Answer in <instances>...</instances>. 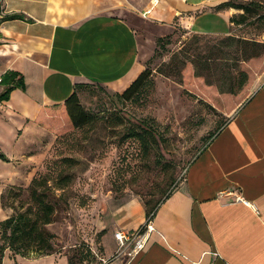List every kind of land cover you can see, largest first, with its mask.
<instances>
[{"label":"crops","instance_id":"0c3cea01","mask_svg":"<svg viewBox=\"0 0 264 264\" xmlns=\"http://www.w3.org/2000/svg\"><path fill=\"white\" fill-rule=\"evenodd\" d=\"M222 1L0 0V19L23 15L0 20V73L15 70L24 79L23 90L0 101V113L19 118L24 138L43 147L54 134L34 120L41 106L63 101L75 83L122 87L132 77L139 43L128 14L170 32L225 34L235 12L215 10ZM145 217L136 199L115 208L112 242L102 244L100 264H264V79L158 205L144 248L116 256L114 230H134ZM1 263L69 264L62 255L8 250Z\"/></svg>","mask_w":264,"mask_h":264},{"label":"rangeland","instance_id":"374dc122","mask_svg":"<svg viewBox=\"0 0 264 264\" xmlns=\"http://www.w3.org/2000/svg\"><path fill=\"white\" fill-rule=\"evenodd\" d=\"M230 1L257 2L262 17L247 14L225 34H184L128 14L139 43L132 77L122 87L88 82L78 89L92 120L61 136L48 135L43 147L33 136L24 138L19 118L0 113V220L20 207H34L28 184L43 176L51 186L46 198L53 204V221L46 229L55 233L53 254L71 264H98L102 244L112 242L115 208L131 199L144 211L152 208L264 79V0ZM144 69L150 76L139 98L118 99L115 94ZM241 71L246 77L240 86ZM138 124L149 128L146 149L126 136L130 128L140 131ZM23 139L26 145L19 148ZM58 178L61 187L54 185Z\"/></svg>","mask_w":264,"mask_h":264},{"label":"trees","instance_id":"16d2710c","mask_svg":"<svg viewBox=\"0 0 264 264\" xmlns=\"http://www.w3.org/2000/svg\"><path fill=\"white\" fill-rule=\"evenodd\" d=\"M223 8L242 10L240 14H233L229 17L231 23H243L248 16L254 18L262 17V14L258 12L259 4L257 2H252V4H240L225 0L215 6V10ZM11 18H23V15L17 13L5 15L0 20ZM253 45L258 44L257 42H253ZM149 76L150 71L144 69L121 93H117L115 96L120 100L127 101L138 99L145 85L149 81ZM245 77V72L241 71L239 79L240 86L245 82ZM93 83L101 85L100 82L95 80H93ZM1 85L4 86V88L0 92V101L7 100L11 90L15 88L24 89L22 73L15 70L3 72ZM85 85L86 83H75L72 92L63 101L41 106L34 120L39 125L51 131L55 136H61L67 132L87 125L92 120V114L82 106L77 95V90ZM239 99L240 98L235 102L239 101ZM224 123L209 138L208 142ZM137 126L140 128V131L135 128H130L126 136H134L139 139L146 149L147 140L145 139V134L149 132V128H146L141 124H138ZM204 147L199 150L192 161L204 149ZM2 156L3 155L0 153V157ZM59 180L60 178L55 180L54 185L61 187V184L58 182ZM178 183L166 191L152 208H145V218L152 219L158 205L169 195L170 191ZM28 188L30 197L35 204L34 207H27L26 209H21L20 207L19 210L14 211L10 216L0 220V237L3 238V241L0 244V264L2 262V257L4 256L3 252L6 248L12 256L15 254L27 256L26 253L32 249L37 253L36 256L52 254L55 251L53 246L55 233L46 229V226L53 221V204L46 198L48 194L47 191L51 189L48 179L43 176H33L28 184ZM0 199H2L1 195ZM99 261L98 264H100L102 260L99 258ZM68 263L71 264L70 260H68Z\"/></svg>","mask_w":264,"mask_h":264},{"label":"built area","instance_id":"2783aa9c","mask_svg":"<svg viewBox=\"0 0 264 264\" xmlns=\"http://www.w3.org/2000/svg\"><path fill=\"white\" fill-rule=\"evenodd\" d=\"M2 82V73H0V85ZM247 203L246 200H243ZM152 230L151 219L145 221L134 230L117 229L113 232V237L117 244L116 256H134L145 246L148 233ZM114 255V257H116Z\"/></svg>","mask_w":264,"mask_h":264}]
</instances>
